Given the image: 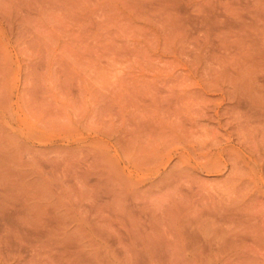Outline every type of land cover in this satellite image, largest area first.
<instances>
[{
  "label": "rangeland",
  "instance_id": "rangeland-1",
  "mask_svg": "<svg viewBox=\"0 0 264 264\" xmlns=\"http://www.w3.org/2000/svg\"><path fill=\"white\" fill-rule=\"evenodd\" d=\"M0 264H264V0H0Z\"/></svg>",
  "mask_w": 264,
  "mask_h": 264
},
{
  "label": "bare ground",
  "instance_id": "bare-ground-1",
  "mask_svg": "<svg viewBox=\"0 0 264 264\" xmlns=\"http://www.w3.org/2000/svg\"><path fill=\"white\" fill-rule=\"evenodd\" d=\"M246 122L248 123V121L246 120ZM244 126H247V125H245V124H243V126L242 127H244ZM238 158H239V156H237ZM212 159V158H211ZM207 161H209V160H207ZM210 164V163H209ZM205 167V166H204Z\"/></svg>",
  "mask_w": 264,
  "mask_h": 264
}]
</instances>
